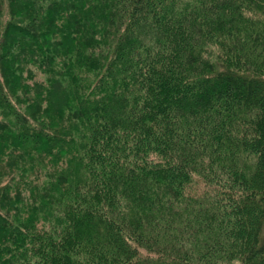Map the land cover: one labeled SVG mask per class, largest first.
Instances as JSON below:
<instances>
[{
  "label": "trees",
  "instance_id": "16d2710c",
  "mask_svg": "<svg viewBox=\"0 0 264 264\" xmlns=\"http://www.w3.org/2000/svg\"><path fill=\"white\" fill-rule=\"evenodd\" d=\"M264 0H0V264H264Z\"/></svg>",
  "mask_w": 264,
  "mask_h": 264
},
{
  "label": "rangeland",
  "instance_id": "374dc122",
  "mask_svg": "<svg viewBox=\"0 0 264 264\" xmlns=\"http://www.w3.org/2000/svg\"><path fill=\"white\" fill-rule=\"evenodd\" d=\"M263 234H264V231H263ZM217 264H236V262H233V263H226V262L225 263H221V262L219 263L218 262Z\"/></svg>",
  "mask_w": 264,
  "mask_h": 264
}]
</instances>
